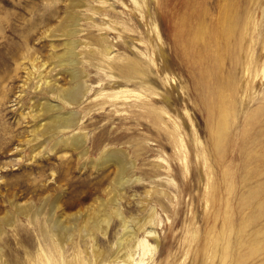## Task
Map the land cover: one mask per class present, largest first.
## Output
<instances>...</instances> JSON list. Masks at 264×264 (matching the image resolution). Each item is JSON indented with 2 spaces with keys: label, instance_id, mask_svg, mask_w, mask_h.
Instances as JSON below:
<instances>
[{
  "label": "rangeland",
  "instance_id": "rangeland-1",
  "mask_svg": "<svg viewBox=\"0 0 264 264\" xmlns=\"http://www.w3.org/2000/svg\"><path fill=\"white\" fill-rule=\"evenodd\" d=\"M77 1L0 0V264H264V83L244 80L241 110L224 116L217 144L223 67L206 37L209 0H108V13L98 0ZM53 3V20L36 17L25 39L28 21ZM71 13L77 31L67 35ZM71 40L89 91L68 105L37 80L70 84L73 66L53 61ZM35 57L47 64L30 77ZM121 88L131 89L126 103L104 104L101 91ZM41 102L55 110L43 113ZM71 111L78 123L42 128ZM76 134L84 148L60 142ZM103 149L124 150L122 183L118 166L96 163ZM47 195L59 197L57 218L71 232L61 250L20 211Z\"/></svg>",
  "mask_w": 264,
  "mask_h": 264
},
{
  "label": "bare ground",
  "instance_id": "bare-ground-1",
  "mask_svg": "<svg viewBox=\"0 0 264 264\" xmlns=\"http://www.w3.org/2000/svg\"><path fill=\"white\" fill-rule=\"evenodd\" d=\"M98 1L99 3H102V5H100V7H97L96 10L98 11L99 9L101 11L103 9L106 10L105 13H108L107 10L109 9L105 7L106 4L108 3V0H98ZM77 2H79L80 5H82L83 3L82 0L80 1L78 0ZM209 3H210V8L211 7L214 8L215 14L212 11V14L207 21V29L205 31L206 37L209 47L215 48L219 52L220 54L219 63L223 67L222 95L224 99L223 100L224 106L220 110L221 120L217 127V137H216V142L217 144L220 145L221 144L220 141L224 137V126H223L224 116L227 113H230L231 111H235L237 113V111L239 112L241 110L239 106L237 107V105L234 104V101L236 100L237 102V100H239L240 98V93L243 90L244 80L247 79L249 85L250 84L257 85L259 83H264V0H209ZM57 5L58 4L56 3L50 5L47 4V6L43 8L42 14L39 15L38 13H36L34 19L28 21L27 23L28 25L23 29L24 33H22L25 39L30 41L31 39L30 35L37 25V21L35 19L36 17L39 18L41 22H45V23L47 22L49 23L53 20V18L58 12ZM88 10H92V9H88ZM260 15L263 18L262 21L259 22ZM70 17L72 22L68 24L66 28H69L71 30H65L64 28L65 30L64 33H66L67 35H71L72 33H75L77 31L75 29H72V26L76 25L75 22L79 20V15H76L74 13L73 14L71 13ZM90 17H92V15H90ZM34 33H32V35ZM67 43H68L67 51L62 55L58 54L57 56H60L59 57L60 59H58L57 61H53V63H54V69L57 68L58 66L61 67L63 65H69V66L71 65V67L73 66L72 69H65V71L69 75L70 84L67 86H62L59 83H57L58 80L57 78H55V80H52V79H46V77L44 78V76H42L44 78L42 81V77H40L41 74L37 82L40 83L44 82L48 88L47 90L49 91V93L52 96L56 97L57 99L62 100L66 104L68 105L79 104L81 100H83V98L87 95L88 93L87 91H89V86L86 85V80L84 79L85 73L83 67H80L82 62L79 61V59L77 58V52L75 51V49H72L74 45L77 44V41L71 40L68 41ZM36 59L37 58L35 57V59H33L34 61H32L34 70H31L29 72L30 77L31 75H33L35 70H39V69L42 70V68H44L45 65L47 64L46 62H41V61L36 62L35 61ZM128 70L125 69L123 71L121 70L124 76L126 78L128 77L127 80L130 79V76L132 74L131 70L129 71ZM25 88L26 85H24V89ZM37 88L41 89L40 84H38ZM130 92L131 89L121 88L120 90L118 89L114 92L101 91L99 95L105 99L104 104L112 102V104L118 107L117 105L118 102L126 103V101L129 100V98L132 96V93ZM134 94L138 99L137 101L141 102V104H139L138 106L144 107V105L142 104V102H144L142 101L143 94L142 93H134ZM245 96H249V95H245ZM250 99L253 100L254 97H251ZM243 101H240V103ZM39 107L41 110H44L43 113H46L47 111L55 110L54 105L50 104L49 102H41L39 104ZM102 107L104 106L102 105ZM119 110L120 109H117L116 111ZM259 110L264 111V106L262 107V109ZM142 111L143 110H140V112ZM48 118H50L49 122H47L46 124L41 123L43 126L42 128H47V130L49 128L51 130L57 128L61 129L64 127L66 128L67 126L78 123L80 119L79 114L77 112H72V111L68 112L67 114H63V113L52 114L49 115ZM42 131L43 130L41 129V134L43 133ZM60 142H63L68 146L70 145L71 148L74 149H82L84 148L85 145L83 144L84 141L82 134H76L69 138L61 139ZM82 151H84L82 155L87 153V151L85 150ZM68 161L69 160L66 159L64 162L63 161L62 162L67 164ZM109 162H112L113 164H115L120 168L119 169L120 172L118 170L119 174L116 177L117 178L116 181L118 183H122L124 180L123 177H125L127 174L126 154L124 150L122 151L119 149H111L107 152L106 150H104L100 153V156L97 158L96 163L104 164ZM69 164L70 163H68L67 165ZM36 188L37 187H35V190ZM43 200L44 201L40 206L29 205L31 206L30 208L29 206L26 208L21 207L22 210L20 211H24V213L28 215V220L29 221L31 220L32 223L37 225L36 227L39 230L41 239L48 243V245L47 244L46 245L48 246L50 251H54V249L61 250V248L63 247L62 243L65 240H67L69 236H71V232L68 226L64 225L63 223L64 219L57 218V214L55 210H57V208H60L59 197L50 198L47 195V197ZM33 212H35V214ZM39 213L42 215L41 218L37 216V214ZM36 217L37 219L35 220ZM73 220L75 221V224L79 221L78 219H73ZM9 221L10 219H6V222ZM105 221L107 220L104 219L101 220V222L103 223ZM135 244H138V246L141 247L142 249L141 253L144 255L148 247V242H146V239L145 238L138 239V241L136 240ZM136 251L137 250L133 249V251L129 252L126 256L130 260H134L135 259L134 255L136 254ZM140 262L141 261H139V263ZM136 263H138V261Z\"/></svg>",
  "mask_w": 264,
  "mask_h": 264
}]
</instances>
